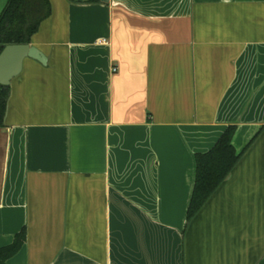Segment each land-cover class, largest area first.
<instances>
[{"label": "crops", "instance_id": "crops-1", "mask_svg": "<svg viewBox=\"0 0 264 264\" xmlns=\"http://www.w3.org/2000/svg\"><path fill=\"white\" fill-rule=\"evenodd\" d=\"M49 4L0 128L6 264H264V0ZM229 126L241 156L187 222Z\"/></svg>", "mask_w": 264, "mask_h": 264}, {"label": "trees", "instance_id": "trees-1", "mask_svg": "<svg viewBox=\"0 0 264 264\" xmlns=\"http://www.w3.org/2000/svg\"><path fill=\"white\" fill-rule=\"evenodd\" d=\"M49 13V0H8L0 13V53L8 45L28 44ZM8 94V87L0 85V128L3 126ZM234 133L235 127H227L211 150L195 155V183L187 209V222L201 209L240 158L241 153H237L231 144ZM24 242L25 232L22 230L11 245L0 248V264H6L16 255Z\"/></svg>", "mask_w": 264, "mask_h": 264}, {"label": "water", "instance_id": "water-1", "mask_svg": "<svg viewBox=\"0 0 264 264\" xmlns=\"http://www.w3.org/2000/svg\"><path fill=\"white\" fill-rule=\"evenodd\" d=\"M107 2L108 0H101ZM25 58L34 59L41 64L46 63V59L40 51L28 44L8 45L0 53V85L8 87L10 81L16 77L22 68Z\"/></svg>", "mask_w": 264, "mask_h": 264}, {"label": "rangeland", "instance_id": "rangeland-1", "mask_svg": "<svg viewBox=\"0 0 264 264\" xmlns=\"http://www.w3.org/2000/svg\"><path fill=\"white\" fill-rule=\"evenodd\" d=\"M6 3H7V0H4V1L2 2V6L4 7V6L6 5Z\"/></svg>", "mask_w": 264, "mask_h": 264}]
</instances>
